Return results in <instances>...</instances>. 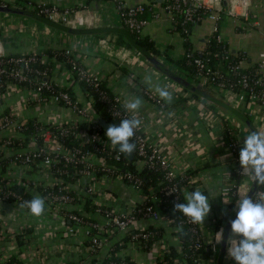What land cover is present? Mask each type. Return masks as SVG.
<instances>
[{
  "label": "crops",
  "instance_id": "obj_1",
  "mask_svg": "<svg viewBox=\"0 0 264 264\" xmlns=\"http://www.w3.org/2000/svg\"><path fill=\"white\" fill-rule=\"evenodd\" d=\"M26 1L44 2L61 8L85 7L98 17L94 26L120 25L112 0H5L9 2L7 4L9 6ZM121 1L126 6L151 2L154 10L160 13L158 17L152 18L144 26L141 35L152 40L162 53L160 60L168 63V67H173L165 57L180 58L185 53V38L173 28L169 16L160 9L159 5L163 0ZM213 1L215 5L223 9L219 33L228 49L233 54L238 51L246 54L247 59L242 65L251 66L264 59V0H239L244 3L242 5L248 12L246 18L234 17L229 12L235 3L234 0ZM236 9L240 8L236 5ZM212 30L213 23L206 18L202 19L189 30L190 43L195 49L202 48L212 34ZM66 49L71 51L72 57L78 63L104 80L106 86L115 95L120 96L124 102L132 98L130 94L142 98L143 104L139 113L145 117L144 129L148 141L158 148L175 171L182 172L187 169L197 171L193 188L200 191L206 190L211 204L208 216L203 225L200 224L202 233L209 236L211 232L209 217L219 215V213L223 214L222 211L226 212L223 205L225 197L222 195L221 187L225 182V174L228 172L225 168L232 163V155L226 148L228 137L225 130L209 122L206 109H204L207 106L201 103L205 106L203 108L202 105L195 103L196 100L188 97V91L186 92L183 87L154 68L137 50L116 43L114 34L101 37L97 34L72 35L30 17L0 12V55L33 54L44 53L46 50L63 51ZM55 61L57 64L53 78L60 85H69V70L62 62ZM145 74H151L154 81L168 87L173 94L170 104L161 100L152 88L144 84ZM140 88L150 91L162 104L151 102L141 93ZM204 88L210 92H218L209 86ZM218 93L222 100L239 110L244 109L245 105L240 102L239 97L227 98V94L222 90ZM77 95L79 102L87 101L86 96L79 89ZM28 97L29 92L26 90H8L0 103V118L3 113L11 111L16 115V122L20 123H26L30 119L44 123L83 121V118L72 109L58 104H25ZM16 134L14 130L0 129V138ZM34 147L35 144L29 140L26 147L16 152H25ZM4 151L5 158L13 154L10 149ZM2 175L12 183L28 186L33 196L40 197L42 193L37 187L49 185L55 181L54 176L42 163L35 167L10 164ZM83 183L84 180L80 179L79 182L73 184L72 189L77 192V201L72 209L81 210L84 198L88 197ZM102 184L106 195L94 197L93 200L89 197L92 204L97 202L114 211H122L135 208L143 200L140 192L118 179L106 178ZM250 184L249 179H243L237 189V194L247 192ZM186 192L190 191L185 189L184 195ZM19 205L0 201V227L4 231V235L0 237V264H5L3 262L5 257L13 255L17 256L22 264H57L63 260L77 261L85 256L84 249L83 251L80 248L77 250L87 240L84 232L81 230L69 232L67 221L55 213L47 202H45L44 213L39 217L31 215L27 209H22ZM96 218L100 219V216ZM135 225L138 228H145L149 225L164 226L163 222L142 218L138 219ZM27 226H33L34 230L30 233L22 231ZM19 234H23L22 237L28 242L20 245ZM164 236L169 242L173 240L169 230L165 231ZM116 238L118 237L107 241L98 255L103 256ZM123 253L132 258L136 264H154L158 249L152 248L148 252L128 246ZM216 256L217 254L214 257V264ZM225 264H236V262L226 258Z\"/></svg>",
  "mask_w": 264,
  "mask_h": 264
},
{
  "label": "built area",
  "instance_id": "obj_2",
  "mask_svg": "<svg viewBox=\"0 0 264 264\" xmlns=\"http://www.w3.org/2000/svg\"><path fill=\"white\" fill-rule=\"evenodd\" d=\"M112 1L115 4L116 15L119 20L118 22L120 23L119 26H125L128 30H131L135 33H141L144 26L148 24V22L152 18H156L160 14L154 10V7L152 5L150 16L138 17V14L144 11L143 5L141 3L126 6L121 0ZM169 1L172 2L166 4L163 8H161V10L169 16L170 20H172L173 10L175 9H177L179 12H183L184 22L201 21L202 19L206 18L213 23L212 34L208 37V39L213 35L216 37L217 42H225L219 33V25L221 22V13L223 9L221 6L215 5L216 3H214L213 0H210L208 2L204 0ZM234 2L235 3L231 6L229 12H231L232 16L234 17L237 16L238 18H246L248 16V12L246 10V7L242 5L244 3L240 2L239 0H234ZM17 4L18 5L15 4V7L34 11L37 14L48 18L49 20L63 25H70L73 27L94 26L95 22L98 19V17L90 9L85 7L61 8L54 4L33 1H26L25 3ZM187 4L189 6H186ZM236 5L240 9H236ZM181 6H184L185 8L183 9ZM196 10L199 11V14H196ZM238 53H240L242 56L246 55L243 51H238L236 54ZM63 54L67 57V61L70 64V77H72V75L74 74L75 78L78 81L83 79L86 82L92 83L94 87L99 88L101 78H99L96 74L88 70L86 67L82 66L74 58L72 59V53L70 50H64ZM35 55L36 53L19 54L16 56L0 55V103L2 102L8 90L21 89L29 92V97L25 104H58L60 106L72 109L75 113H77L80 117L83 118V121L89 120L91 112V103L88 100L84 103L79 102L78 99H76L77 102L73 101L70 97V94L60 88L63 85H60L55 81V79L53 78L54 75H52L51 79L55 82L56 86H58L59 89L55 90V92L51 95H43L40 93V91L43 89H48L52 91L54 85L48 82L47 79L49 75L47 73V70L42 68L47 62V57L43 56L40 61L38 60L41 67H33V64L37 63V58H35ZM193 62L197 68L195 76H197V78L199 79V81L194 84L202 86H205V84L213 85L217 89L224 91L227 94V98L239 97L240 102L245 105L244 111H241L256 125L258 131L264 133V59L255 64L256 69L254 71V76L251 77L247 74H243L237 80V82L231 83L229 86H227L224 80H218L223 78L218 69H212L208 67L205 62L198 57L194 58ZM243 63H241V65ZM228 68L232 69V71L237 74L240 69L237 64L232 63L228 65ZM140 89L141 93L151 102H155L159 105L162 104L161 101L150 91H148L147 89ZM245 98L247 100H245ZM192 99L196 100L195 103H197L199 106L202 105L203 108L205 107L203 104H201L202 102L200 99L194 97H192ZM114 101L119 104L122 108H124L123 105L125 102L123 99H121L120 96L115 95ZM204 109H206V114L208 115L207 117L209 118V122L212 125H218L225 130V133L228 137V140L226 142V148L232 155V163H238V174L241 181L246 178L250 180L249 177H244L241 175V169L239 165V153L235 155L237 149L243 147L245 135H247L249 131L230 114L228 115L221 111L224 114L221 115L218 112L209 110L208 107ZM114 113L119 116L121 115V117L123 118H130L132 115H137L138 118L141 119L142 123L140 127L135 131L134 139L136 140V150L138 155L142 156L149 166H159L161 169H163L165 171L164 176L166 179H171L175 176H180L187 179L189 186H191L192 183L196 181V177L193 175H186L185 170L182 172L175 171L174 168L171 167V163L158 150V148L153 145L150 141H148L144 129L145 117L143 114L139 112L129 113L126 110L121 113L119 112V110H115ZM65 122L66 121H60L56 123L40 122L39 134L42 136L43 140L42 147H38L37 143L32 137V142L35 144V147L32 150H28L25 152H16V150L22 149L17 148V144H22L23 136L21 130L24 123L16 122V115L11 111L3 113L0 118V129L4 128L14 130V132H16L17 134L0 138V160H5L4 165L0 163V201L9 202V200H12L13 203L18 204H21L23 201H26L22 199L21 195H18L17 193L8 189L14 183H12L7 177L3 176L2 174L6 171V168L10 166V164H23L28 165L30 167H35L37 164L42 163L47 167L49 172L55 178V181H53L52 184L40 185L41 193H44V200L48 203V205L55 213L61 215L65 221H68L67 230L69 232H76L78 230H81L84 232L85 237H87L86 241L89 240L88 244L84 243V245H81L78 248L76 247L77 250H79L80 248V250L83 251L84 249V252L86 253L84 256L86 257V259L83 261V263L100 264V260L92 262L90 260V257L92 255L89 254L98 249L101 250L105 243H107L109 234H112L115 231L117 232L118 236L126 235L129 233L130 235H132L131 240L127 243L124 249H126L128 246H132L141 250V247L136 246L135 240L139 237L143 239L150 238L152 236V233H131L133 228H138L135 225L137 219L132 214L133 211H135L136 207L130 210L114 211L110 207H105L100 203L93 202V204L96 205L97 208L90 214V217H92V219H86V217L84 218V212V214H76L72 212V210L74 209H72V206L77 201V192L73 190L72 187L73 184L79 182L80 179L84 180L83 184L85 192L87 196L90 197L92 200L94 199V197L106 195L102 187V181L106 178L118 180H122V178L127 179L131 184L130 186H132L138 192L140 191L139 186L141 184V180L138 176L132 174L131 172H124L121 174L119 173L115 175V178H113L112 175L108 173L110 169L106 166L105 158L94 155L91 149H86L79 155L80 150H71L64 148L61 143L60 136H62L67 130L61 126L62 129L60 133H53L48 128H46L45 125H62ZM78 122L81 121H70L66 123L72 125ZM94 122L97 123L96 120H94ZM80 135L82 136L83 140L82 144L92 142V149L94 150L99 148L96 144H107V142L101 141L98 130H96L95 127H93V130H91L90 132L81 131ZM7 149L12 150L13 154L5 158L4 150ZM59 155H63L65 161H77L83 163L82 168L74 172L78 176L73 182L65 181L62 178L54 175V172L51 167L55 162L58 161ZM121 155L122 154L117 151L115 153L116 159H120ZM94 164L101 166V170L107 171L106 174L102 175L100 179L96 175V168H94ZM233 184L234 181L231 178L230 173L226 172L225 182L221 187L222 195L225 197V201L229 198V192ZM166 193L176 195L177 190L173 185L166 191ZM152 200H156V197L153 196ZM143 201L144 198L138 205H141ZM136 209L137 211L144 212L143 215L147 217H144L142 219H152L154 221L163 222L164 226L167 227L166 229L171 232L172 229L168 226L169 214L167 212H163L156 208L154 209L150 205H147L142 209ZM96 216H100L101 221L100 219H97ZM184 221L191 225L189 230L192 233H196L200 228V224L190 223L188 218L186 217ZM220 229L221 227H219V229L216 230L215 233L218 232ZM215 233L212 237L213 242L211 247L216 255L219 243L215 242ZM3 235L4 231L0 227V237ZM198 240L199 239H197V242ZM168 242L169 241L165 239V236H163L162 239L155 241L152 247H150L147 251L149 252L152 248H157L158 253L160 252L161 254V252L167 249ZM197 245L199 244L197 243ZM9 257H5L3 259V262H7L9 260ZM65 262L66 261L63 260L57 264H65ZM119 264L128 263L126 261H122Z\"/></svg>",
  "mask_w": 264,
  "mask_h": 264
},
{
  "label": "trees",
  "instance_id": "obj_3",
  "mask_svg": "<svg viewBox=\"0 0 264 264\" xmlns=\"http://www.w3.org/2000/svg\"><path fill=\"white\" fill-rule=\"evenodd\" d=\"M172 1L169 0H163V2L159 5L160 9L163 8L166 4L170 3ZM5 3L9 4V2H5V0H0V4ZM143 5L144 11L140 14H138V17H147L150 16L151 6L152 3H141ZM186 6H189L188 4ZM183 9L184 6H181ZM196 14H199V11H195ZM201 12V11H200ZM183 12H179L177 9L173 10V17H172V26L175 30L179 31L185 38L184 40V46H185V53L177 59H173L170 57H165L173 67H171L174 70H177V72L182 75L185 79L190 81V77L195 79L191 80L190 82L196 83L199 81L197 78L196 72L197 68L193 62V59L198 57L201 58L205 64L212 68V69H218L220 74L223 76L222 79H218L220 81H225L227 86H229L231 83L237 82V80L241 77L243 74H247L249 76H254L256 65L251 66H243L241 63L245 62L247 57L246 55L242 56L240 53H232L226 43H219L216 41L215 36H211L207 42L204 44V46L200 49H195L193 45L190 43V40L188 38L189 36V30H191L193 25L198 24L200 21H183ZM126 28L125 26H122ZM127 29V28H126ZM130 34L133 37L134 41L146 49L148 52H150L152 55L156 56L158 59H160L162 53L158 48H156L154 42L150 40L146 36H142L141 33H135L131 30ZM107 34H97V36H105ZM116 43L119 45L126 46L128 48H132V46L126 41V39L122 35H116ZM64 51V50H63ZM63 51H50L46 50L44 53H36L35 58H37V63L33 64V67H41L40 66V59L43 56L47 57V62L42 67L43 69L47 70L48 73V82L53 84V89H43L40 91L41 94L45 95H51L55 92V90H58V86H56L55 82L51 79L52 75L54 74L55 66L57 62H62L63 65H65L66 69H70V64L67 61V57L64 56ZM226 51V52H225ZM230 51V52H229ZM228 52V53H227ZM50 53V54H49ZM14 56L19 54H13ZM8 57V56H7ZM73 59V57H71ZM162 58V57H161ZM39 60V61H38ZM244 60V61H242ZM242 61V62H241ZM165 63V61H164ZM237 64L239 66V72L238 74L233 72L232 69L228 68V65ZM168 64V63H167ZM229 69V70H228ZM75 86V87H74ZM205 86H209L205 84ZM203 86V87H205ZM62 90L67 91L70 94V97L73 101H76L78 98L77 90L79 89L85 96L86 99L91 103L92 110L95 112L97 116H99L100 119H103L105 122L110 124H118L120 120L124 119L121 117V115H116L114 113L115 110H119V112H124L125 109L122 108L119 104H117L114 101L115 94L110 90L108 86H106L104 80H100L99 88L94 87L92 83L86 82L83 79L77 80L75 78V75L73 74L72 77H70V84L69 85H63L60 87ZM77 89V90H76ZM186 90V89H185ZM188 90H186L187 92ZM189 92V91H188ZM188 97H194L201 100L202 103H204L209 109H212L215 112H218L221 115H224L221 110H219V107L216 106L213 103H207L206 100L200 98L198 95L189 93ZM245 100H247L245 98ZM77 102V101H76ZM80 107V105H79ZM244 111V109H243ZM225 114L226 111H223ZM246 113V112H245ZM93 114L90 112V119L81 121L75 124L70 125L69 123H63L62 125H45L46 128H48L53 133H60L62 127L65 128L67 131L60 136V140L64 148L66 149H77L80 150L79 155L85 151L86 149H91L93 154L99 157L105 158L106 166L110 169L108 172L112 175L113 178H115L116 174H121L124 172H131L132 174L138 176L141 180V184L139 186V192L141 196L144 198V201L141 205L136 206V208H143L147 205L152 206L154 209L161 210L163 212H167L169 214L168 219V226L172 229L171 234L173 236V240L171 242H168L167 249L161 252L160 255H158L155 259L154 264H214V257L215 253L212 250V242H213V234L216 230L219 229L220 226L230 217L235 211V200L237 197V189L241 184V179L238 174V163H231L230 166L225 168L230 173L231 178L234 181V184L229 192V198L226 200H230L229 203L225 204L223 203L224 207L226 208V212L222 211L223 214L219 213V215H214L213 217H209L210 220V226H211V232L209 236H206L202 233L201 228L198 229L196 233H192L189 228L190 224L186 223L185 216L179 212H177L175 215H173V206L175 203H184L186 202L184 200V190H189L190 192L195 191V188H193L195 182L192 183L191 186L188 185L187 179L175 176L171 179H166L164 176L165 171L161 169L159 166L157 167H151L148 165V163L145 161V159L138 155L137 150L135 149L132 153V157L128 158L125 155H121L120 159H116L115 153L118 151L117 148H114L108 138L105 136V130L97 123L94 122ZM62 126V127H61ZM93 127H95L96 130H98L99 137L101 141L107 142L106 145L104 144H96L99 148L94 150L92 149V142H87L82 144V136L80 135L81 131H91L93 130ZM40 130V122L36 119H30L27 120L26 123L23 124L21 133L23 136L22 144L18 145L17 148H24L28 144L29 140H32V137L34 138L35 142L37 143L38 147H42L43 140L42 136L39 134ZM135 137V134H134ZM134 137L130 140L131 143L136 144V140ZM241 150V147L237 149V152L235 155L239 153ZM5 160H0V163L4 165ZM83 163L80 162H72V161H65L63 155L58 156V161L53 164L51 169L54 172V175L57 177L62 178L65 181H71L73 182L77 178L76 172L80 168H82ZM94 168H96V175L100 179L102 175L106 174L107 171L101 170V166L94 164ZM115 172V173H114ZM72 173V174H70ZM197 173L196 170H186V175L195 176ZM123 183L127 185H131L130 182L127 179L122 178ZM176 188L177 193L175 194H168L166 191L173 186ZM37 187V186H35ZM8 189L11 191L17 193L18 195H21L22 199L24 200H30L34 196L33 194L28 190L27 186L23 184H12ZM37 189L41 192L40 187H37ZM55 189V187H54ZM182 189V190H181ZM206 195V190H201ZM258 192H264V188L257 189L256 193ZM41 197L44 199V193ZM155 196L156 200H152V197ZM86 197V196H84ZM176 197V198H175ZM87 198H84L83 206L81 210L73 209L72 212L76 214L85 213L84 218L86 219H92L90 217V214L92 211H94L97 206L92 204L91 201ZM255 199V196L253 197ZM9 202H12V200H9ZM46 202V201H45ZM135 208V211H133L134 217L138 220L140 218H144L143 215L144 212L137 211ZM83 213V214H84ZM147 218V217H145ZM32 227V228H31ZM33 226H27L24 230L26 233H30L31 230L33 231ZM166 226H153L149 225L143 229L140 228H133L131 233H140V232H151L152 236L147 239L143 238H137L135 240L136 246L141 247V250L147 251L150 247H152L153 243L155 241H158L162 239V237L165 235ZM182 228V232H178L177 229ZM132 233V234H133ZM20 239L19 244L23 245L28 242V240H25L23 234H19ZM116 240L112 243L111 247L108 249V251L105 252L103 256L98 255L100 252V249L93 251L89 255H92L90 257V260L92 262L96 260H100V264H119L122 261H126L128 264H136L135 261L123 253V249L126 247L127 243L131 240L130 233L122 236H118L117 232L115 231L112 234H109L107 241L114 239ZM197 239L198 242H197ZM175 240V242H174ZM86 244L89 243V240L85 242ZM197 243L199 245H197ZM86 259V257L82 256L77 261H66L65 264H82L83 261ZM5 264H22L20 259L13 255L9 257V260L5 262ZM85 264V263H83Z\"/></svg>",
  "mask_w": 264,
  "mask_h": 264
},
{
  "label": "clouds",
  "instance_id": "obj_4",
  "mask_svg": "<svg viewBox=\"0 0 264 264\" xmlns=\"http://www.w3.org/2000/svg\"><path fill=\"white\" fill-rule=\"evenodd\" d=\"M144 84L154 90L157 96L169 104L173 100V94L166 85L153 80L151 74H145ZM132 98L123 105L129 113H138L143 100L140 96L130 94ZM142 121L137 115L120 120L118 124H110L105 136L120 154L131 156L136 149V144L130 140ZM239 165L241 175L249 177L252 188H264V133L251 129L245 135L243 147L239 151ZM250 189L244 193H238L235 200V219L230 221V230L225 240L224 229L215 233V242L224 241L227 245L226 258L234 260L236 264H264V192H253ZM255 196V199L253 198ZM186 202L175 203L173 215L177 212L188 218L190 223L202 224L211 210L208 196L200 190L186 192ZM230 200L223 203L227 204ZM20 208L27 209L35 217L41 216L45 211V201L40 196H34L30 200L23 201ZM182 232V228L177 229Z\"/></svg>",
  "mask_w": 264,
  "mask_h": 264
},
{
  "label": "water",
  "instance_id": "obj_5",
  "mask_svg": "<svg viewBox=\"0 0 264 264\" xmlns=\"http://www.w3.org/2000/svg\"><path fill=\"white\" fill-rule=\"evenodd\" d=\"M0 12H6V13H12V14H18L23 15L26 17H30L34 20L40 21L50 27H53L55 29H58L60 31H63L68 34L72 35H88V34H114V35H122L126 41L137 50L141 55L152 64L154 68H156L158 71L166 75L170 80L174 81L184 89L188 90L190 93L198 95L200 98L206 100L208 103H213L216 106H218L223 111H226L228 114L232 115L234 118H236L248 131L251 129L258 130L256 125L239 109L235 108L231 104L227 103L226 101L219 99L215 96H213L211 93L208 92L206 88H204L202 85L194 84L187 79H185L182 75H180L177 70L172 69L171 67H168V65L164 62H162L160 59H158L156 56L152 55L150 52H148L146 49L138 45L133 37L130 34V31L122 26H87V27H73L70 25H63L57 22H54L52 20H49L48 18L37 14L34 11L23 9L20 7L15 6H7V5H0ZM91 113L93 114L94 119L96 122L105 130H107V127L109 124L105 122L103 119H100L99 116L95 114V112L92 110V107L90 108ZM128 157V156H126ZM129 156L128 158H131ZM249 195H252L254 191H257L255 185L252 188V182L248 188L247 191H249ZM61 219V218H60ZM235 219V212L228 217V219L225 221L222 228L224 229V238L226 240L227 235L230 230V221ZM68 223V221H67ZM226 249L227 245L224 243V241H221L219 243V249L216 256L215 264H225V255H226Z\"/></svg>",
  "mask_w": 264,
  "mask_h": 264
},
{
  "label": "rangeland",
  "instance_id": "obj_6",
  "mask_svg": "<svg viewBox=\"0 0 264 264\" xmlns=\"http://www.w3.org/2000/svg\"><path fill=\"white\" fill-rule=\"evenodd\" d=\"M190 79V81L191 80H195V79H193V78H189ZM209 87L210 88H212L213 90H215V91H218L219 92V89H217L216 87H214L213 85H209ZM209 93H211L213 96H215V97H217V98H219V99H221V95H219V93L218 92H210V91H208ZM219 110H221V111H223L222 109H220L219 108ZM227 113V112H226ZM228 114V113H227ZM229 115V114H228ZM243 128V127H242Z\"/></svg>",
  "mask_w": 264,
  "mask_h": 264
}]
</instances>
